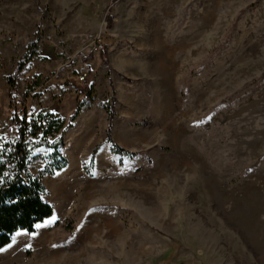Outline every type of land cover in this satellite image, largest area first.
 Instances as JSON below:
<instances>
[{"label": "rangeland", "instance_id": "374dc122", "mask_svg": "<svg viewBox=\"0 0 264 264\" xmlns=\"http://www.w3.org/2000/svg\"><path fill=\"white\" fill-rule=\"evenodd\" d=\"M79 104L0 264H264V0H0V143Z\"/></svg>", "mask_w": 264, "mask_h": 264}, {"label": "trees", "instance_id": "16d2710c", "mask_svg": "<svg viewBox=\"0 0 264 264\" xmlns=\"http://www.w3.org/2000/svg\"><path fill=\"white\" fill-rule=\"evenodd\" d=\"M32 58L33 55L28 56L27 61ZM10 85L15 88L13 79ZM87 93L90 94V91ZM11 103L14 107L13 97ZM81 108L79 104L69 119L47 109L37 112L24 110L22 114L14 110L11 123L16 126V135L0 143V249L8 245L18 231L33 232L39 223L52 215L53 206L44 198L46 187L41 177L33 173L30 164L34 152L44 147L50 150L45 156L48 174H54L68 165V159L60 148L64 145L65 134L74 127ZM114 112L110 106V123ZM107 141L114 153L134 155V152L114 142L110 129Z\"/></svg>", "mask_w": 264, "mask_h": 264}, {"label": "built area", "instance_id": "2783aa9c", "mask_svg": "<svg viewBox=\"0 0 264 264\" xmlns=\"http://www.w3.org/2000/svg\"><path fill=\"white\" fill-rule=\"evenodd\" d=\"M98 42H100V39H98ZM102 47H103V45L101 43H98V48H102ZM87 76H88L87 73H85V72L82 73V75L80 76V80L81 81L85 80Z\"/></svg>", "mask_w": 264, "mask_h": 264}, {"label": "snow or ice", "instance_id": "6c2138e0", "mask_svg": "<svg viewBox=\"0 0 264 264\" xmlns=\"http://www.w3.org/2000/svg\"><path fill=\"white\" fill-rule=\"evenodd\" d=\"M39 227V225H37Z\"/></svg>", "mask_w": 264, "mask_h": 264}]
</instances>
